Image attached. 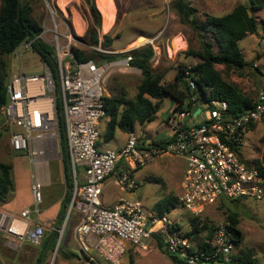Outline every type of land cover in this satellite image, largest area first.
Returning a JSON list of instances; mask_svg holds the SVG:
<instances>
[{
	"label": "built area",
	"instance_id": "built-area-1",
	"mask_svg": "<svg viewBox=\"0 0 264 264\" xmlns=\"http://www.w3.org/2000/svg\"><path fill=\"white\" fill-rule=\"evenodd\" d=\"M52 33L55 70L44 63L39 73L10 74L1 113L10 129V147L28 155L33 164L44 158L50 141L58 151L61 123L71 175L66 220L72 212L78 214L74 238L80 249L85 253L94 250L108 264H120L127 244L143 245L145 239L158 234L163 237L165 251L183 264H237L233 256L238 247L227 222L216 224L212 236L201 239L182 230L170 213L178 207L198 218L206 206L221 200H264V173L255 164H246L240 154L243 133L255 123L264 122V93L258 94L252 108L237 114L231 113L228 103L219 99L202 102L199 112L194 114V95L189 109L183 107L167 113L164 123L169 136L164 143L155 146L147 141L137 147L136 133L130 132L120 149H101L97 143L98 125L105 115L102 83L112 66L135 69L131 65V50L111 62L80 60L71 47V32L61 34L54 27ZM60 36L66 39L64 45L59 42ZM31 42H22L17 50L32 48ZM92 49L98 56L111 53L100 45ZM185 73L188 86L195 90L196 84ZM162 153L175 155L184 163L181 193L170 212H147L138 199L124 196L111 205L103 203L101 193L107 177L112 176L122 192L133 191L138 186L133 177L135 169ZM78 169L83 174L81 184ZM29 189L30 206L18 213L0 212V230L11 247L39 245L44 237L43 224L33 219L41 213L43 183L33 176ZM65 221L57 229L58 236ZM245 264H264V258Z\"/></svg>",
	"mask_w": 264,
	"mask_h": 264
},
{
	"label": "rangeland",
	"instance_id": "rangeland-1",
	"mask_svg": "<svg viewBox=\"0 0 264 264\" xmlns=\"http://www.w3.org/2000/svg\"><path fill=\"white\" fill-rule=\"evenodd\" d=\"M28 1L33 7V18L43 28L42 31H45V33H40L39 38L49 45L53 41L52 31L54 27H57L58 32L61 34L71 32L74 35L71 47L83 50L87 56L92 54L93 46L99 45L103 49L111 51L110 54L116 56L115 59L104 60L105 62L119 60L123 57V53L128 50L151 44L154 51V55L150 60L151 67L163 74V81L165 82L173 79L178 66H193L197 62V58L184 53L187 51L188 46L193 49L199 47L197 34L188 24L180 22L179 16L172 9L174 0H102L101 3L94 0L95 6L101 15V24L103 17L102 11L99 9L100 6L103 7V12H106L105 15H111L112 19L107 33H103L100 24L97 32L99 42L96 45H89L85 41V32L90 26L92 19L88 13V5L84 0ZM187 1L197 9L196 18L201 22L205 19V13L220 16L230 12L237 4L250 5L254 1L256 3L259 2L257 0ZM60 3L65 5L64 9L60 8ZM253 14L256 18V32L247 34L238 42L246 67L240 70V73L233 70L229 71L227 80L237 84L242 92L255 100L259 93H264V6L262 5L255 9ZM74 17H78L84 24V31L81 34L75 31L72 23ZM105 34L110 38V42L106 43L107 45H105L103 37ZM176 37L182 38L185 42L184 47L178 48V46H174ZM59 42L64 45L66 39L60 36ZM90 58L102 59L96 54ZM4 59L7 62L8 77L15 72L39 73L44 69V63L32 48H26L21 51L16 48L10 55L4 56ZM216 68L221 72L225 70L222 65H216ZM140 78L141 73L137 68L130 71L120 70L112 66L102 83L104 96H122L125 99H133L137 93ZM170 107L171 100L168 97H164L154 120L142 127H136V134L140 137V143L152 140L159 141L169 136V130L165 127L164 118L170 112ZM105 122L106 118H101L98 125L100 132H102ZM9 136L10 129L0 111V161L12 164V162L21 160L22 152L15 151L10 147ZM61 139L60 136L57 141L58 151L55 150L54 144L51 143L57 157L47 163L48 169L56 179L62 176ZM125 140L126 135L117 130L113 139L104 142L100 138L97 145L101 149L111 148L118 150L123 147ZM263 153L264 122H258L254 127L248 128L242 135L241 158L246 164L254 165L256 161L260 160ZM118 168L119 165H117L115 170ZM183 169L184 163L182 159L169 153H162L158 156H153L145 164L136 168L133 177L137 181L138 186L133 191L128 193L121 192L114 183L108 181L112 178L111 176L105 179L107 181L106 187L112 194L110 197L122 195L125 198H136L142 203L145 211L155 212L154 205L156 202L168 196L178 197L181 193L180 181ZM82 175V171L78 169L79 184L82 183ZM53 191L56 192V189ZM67 197L66 199L68 200ZM222 203L224 204L223 207H221ZM227 207L237 213V228L242 233V243L239 247L252 249L255 257L264 258V200H256L250 197L221 200L205 207L203 213L197 218L199 220L197 221L198 225L200 226L201 223L207 222L208 225L215 226L218 223L225 222ZM68 208L69 206L66 207L62 219L63 224L67 217ZM77 216L76 212L69 214L65 221L64 231L61 234L59 233L58 243L75 244L71 229L78 221ZM170 216L180 223L182 230H189L190 232L194 230V226L191 223L193 216L188 211L179 210L178 207H175L171 211ZM205 234V230L201 231L197 237L203 239L206 237ZM4 240L6 241L5 237L2 242L0 241V246ZM5 244L9 246L7 242ZM163 249L165 251L164 244ZM97 261L98 264H108L102 258H97ZM0 264H4L1 255ZM120 264H174V262L166 251L162 252L157 248L155 240L151 238L145 239L143 245L132 246L127 244V249L121 257Z\"/></svg>",
	"mask_w": 264,
	"mask_h": 264
},
{
	"label": "trees",
	"instance_id": "trees-1",
	"mask_svg": "<svg viewBox=\"0 0 264 264\" xmlns=\"http://www.w3.org/2000/svg\"><path fill=\"white\" fill-rule=\"evenodd\" d=\"M0 111L6 102V80H7V62L4 56L10 55L24 41L32 40V49L39 55L41 61L54 71L55 56L51 45L42 41L38 35L42 32V27L33 18V7L28 0H0ZM88 5V13L92 22L85 32V41L89 45H96L99 42L98 28L101 24V15L95 6L94 0H84ZM248 4H237L230 12L220 16L205 13L203 22L196 18L197 9L187 0H174L172 9L179 16L181 23L188 24L195 32L199 40V47L193 49L188 46L186 53L188 56L197 58L193 66H178V69L171 81H163V74L155 71L151 67L150 60L154 55L151 44L131 50V65L140 70L141 78L137 86V93L133 99H125L122 96H104V108L106 118L105 126L100 132L102 141L107 142L114 138L117 130L123 133H136L137 126H144L152 122L157 111L161 107L164 97L171 100L170 110H178L183 107L192 106L191 98L195 95V90L191 89L186 80V71L188 76L196 84V88L201 94L203 103L210 100H225L228 103L229 111L233 114L242 113L249 110L255 104V100L235 84L227 80L229 71L240 73L246 62L244 60L239 40L247 34H254L257 29L256 18L253 11L258 7L264 6V0H257ZM104 42H110L107 34L104 36ZM75 56L84 60L94 56V51L90 56L85 55L81 49L74 48ZM125 53H123V56ZM104 60L115 59L112 54H100ZM216 65H222L225 70L221 72ZM196 100V99H195ZM58 106V104H57ZM253 127V125H252ZM61 133V161L66 182L65 196L71 188V175L67 162V152L65 146V137L60 123ZM137 136V147H142L146 142H139ZM166 139L159 141H150L152 145L158 146L164 143ZM255 165L264 173V153ZM136 170V169H135ZM14 184L12 179V165L0 161V201L4 200L13 191ZM68 198V197H67ZM177 197L168 196L155 203L154 208L159 214L170 212L176 206ZM223 203L221 207H223ZM225 222L233 230V237L238 247L234 260L237 264H245L251 260L257 259L252 249L239 247L242 243V233L237 228V213L227 207L225 211ZM197 217L191 220L194 230L188 232V235L197 237L201 231H206L205 238H210L213 234L214 225H208L207 222L199 226ZM152 238L156 246L162 252L163 237L153 234ZM174 264H183L177 257L169 255ZM132 263V260H131Z\"/></svg>",
	"mask_w": 264,
	"mask_h": 264
},
{
	"label": "crops",
	"instance_id": "crops-1",
	"mask_svg": "<svg viewBox=\"0 0 264 264\" xmlns=\"http://www.w3.org/2000/svg\"><path fill=\"white\" fill-rule=\"evenodd\" d=\"M108 31H103V33H107ZM124 134L127 136L126 133ZM56 157V152L50 141L46 145L44 158L37 164L33 165L28 155L24 153L21 154V160L12 162L11 164L14 188L4 200L0 201V212L18 213L25 207L30 206L31 194L29 186L32 177H37L43 183V201L40 215H34L33 219L35 222L43 224L44 237L39 245L25 243L17 247L10 246L11 249L5 244L6 241L4 240L0 246V255L3 257L4 264H98L97 258L100 257L97 253L94 250H91L89 253L83 252L74 238L75 225L78 221L71 229L75 244L58 243L59 236L57 229H60L62 226L67 199L65 196L66 182L63 168L62 176L57 179L48 169L47 163ZM113 179L112 177L108 181L113 183ZM81 181H83V175ZM106 186L107 181L104 182L101 193V199L106 205H111L118 198L123 197L122 195L110 197L112 194L107 190ZM55 189L56 192L53 191ZM3 238L4 232L0 230L1 242Z\"/></svg>",
	"mask_w": 264,
	"mask_h": 264
},
{
	"label": "bare ground",
	"instance_id": "bare-ground-1",
	"mask_svg": "<svg viewBox=\"0 0 264 264\" xmlns=\"http://www.w3.org/2000/svg\"><path fill=\"white\" fill-rule=\"evenodd\" d=\"M96 1L101 3L102 0H96ZM59 6H60V8L64 9L65 5L63 3H60ZM99 9H100V11H102V17H103L102 18V24H101V30L102 31H108V29L111 26V20H112L111 15H109V16L105 15L106 12H103L102 6H100ZM72 23L74 25L75 31L78 34H81L84 31V24L82 23V21L78 17H74ZM184 45H185V42L182 40V38H180V37L175 38V40H174V46L175 47L178 46V48H182V47H184Z\"/></svg>",
	"mask_w": 264,
	"mask_h": 264
},
{
	"label": "water",
	"instance_id": "water-1",
	"mask_svg": "<svg viewBox=\"0 0 264 264\" xmlns=\"http://www.w3.org/2000/svg\"><path fill=\"white\" fill-rule=\"evenodd\" d=\"M73 37H74V35H73ZM195 95H196L198 100H197V103L191 109V112H193L194 114L199 112L200 104H201V94L199 93L197 88L195 89ZM228 118H230V117H228Z\"/></svg>",
	"mask_w": 264,
	"mask_h": 264
},
{
	"label": "clouds",
	"instance_id": "clouds-1",
	"mask_svg": "<svg viewBox=\"0 0 264 264\" xmlns=\"http://www.w3.org/2000/svg\"><path fill=\"white\" fill-rule=\"evenodd\" d=\"M198 100V99H197ZM201 103H202V100H201Z\"/></svg>",
	"mask_w": 264,
	"mask_h": 264
}]
</instances>
